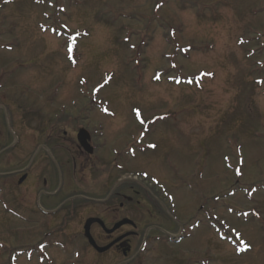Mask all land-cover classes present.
Here are the masks:
<instances>
[{
    "label": "rangeland",
    "instance_id": "1",
    "mask_svg": "<svg viewBox=\"0 0 264 264\" xmlns=\"http://www.w3.org/2000/svg\"><path fill=\"white\" fill-rule=\"evenodd\" d=\"M12 2L0 10V64L4 72L17 70L8 80L18 83L13 89L0 81L14 95L9 100L30 114L47 113L48 127L68 130L75 140V127L90 125L95 145L105 139L117 151L133 147L124 165L130 172L121 175H132L139 190L150 185L154 200L161 195L150 178L166 187L175 220L161 221L174 230L196 219L189 240L202 248L211 237V264H264V0ZM14 116L28 124L23 112ZM19 128L38 139L32 128ZM51 133L57 143L44 173L52 188L61 181L53 167L61 163L67 197L88 192L92 175L73 164L76 147ZM26 215L20 221L0 209V264H53L28 250L43 234ZM217 230L227 239H218ZM46 244L51 258L58 253L54 264L61 263L62 247ZM245 244L247 251L235 254Z\"/></svg>",
    "mask_w": 264,
    "mask_h": 264
},
{
    "label": "flooded vegetation",
    "instance_id": "2",
    "mask_svg": "<svg viewBox=\"0 0 264 264\" xmlns=\"http://www.w3.org/2000/svg\"><path fill=\"white\" fill-rule=\"evenodd\" d=\"M12 108L0 98V197L5 196L35 222L53 220L64 260H71L75 253L71 250L78 246L76 264H211V237L207 242L203 241L200 244L202 248H199L195 239L189 240L192 236L185 227L190 225L191 219L178 229L166 226V216L170 221L174 219L166 210V200L162 199L159 203L152 199L148 188H137H140L136 183L138 180L132 181V178L121 175L122 172H130L128 166H124L127 156L119 160L115 156L104 157L102 147L95 146L90 140L94 146L92 157L79 146L72 134L69 136L68 130H54L48 126L44 127L45 136H40V141L31 140L27 150L21 151L14 137V130L17 129L14 121L7 123L10 131L5 132V112H19ZM48 132L59 137L66 147L68 144L76 147L73 164L92 175V188L88 192L67 197V174L64 177L61 173V163L53 167L58 170L61 181L58 180L56 188H52V179L48 178L44 169L49 168L46 158L52 159L50 146L56 144L57 139H50ZM25 158L32 159L30 165L20 166L23 164L20 161ZM118 174L120 178L116 177ZM23 192L27 195L20 198ZM166 193L162 191L160 195L165 198ZM89 218L95 219L88 227L90 237L86 236L84 228ZM195 225L193 222L192 226ZM76 227L77 230L72 231ZM177 234H182V237ZM197 249H204V253H197Z\"/></svg>",
    "mask_w": 264,
    "mask_h": 264
},
{
    "label": "water",
    "instance_id": "3",
    "mask_svg": "<svg viewBox=\"0 0 264 264\" xmlns=\"http://www.w3.org/2000/svg\"><path fill=\"white\" fill-rule=\"evenodd\" d=\"M84 133H85L84 130H80V133H79V135H78L79 140L82 141V142H83L84 137H85ZM90 221H92V219H89V220L87 221L86 227H88Z\"/></svg>",
    "mask_w": 264,
    "mask_h": 264
}]
</instances>
